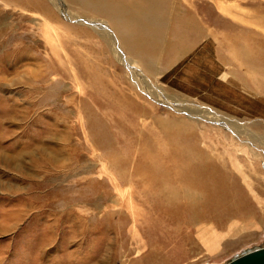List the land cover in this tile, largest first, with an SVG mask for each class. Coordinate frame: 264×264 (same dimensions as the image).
Segmentation results:
<instances>
[{"label":"rangeland","instance_id":"obj_1","mask_svg":"<svg viewBox=\"0 0 264 264\" xmlns=\"http://www.w3.org/2000/svg\"><path fill=\"white\" fill-rule=\"evenodd\" d=\"M45 1L51 17L0 0V264H224L264 245V0L170 1L163 27L195 26V95L137 78L105 14ZM199 165L237 208L182 182Z\"/></svg>","mask_w":264,"mask_h":264},{"label":"bare ground","instance_id":"obj_2","mask_svg":"<svg viewBox=\"0 0 264 264\" xmlns=\"http://www.w3.org/2000/svg\"><path fill=\"white\" fill-rule=\"evenodd\" d=\"M9 3H17V4H22L25 7H29V8H34V9H38L40 11H42V13L47 16V17H51L52 16V10L50 9V7L47 5V1L45 0H6ZM72 2L80 5L82 8H85L87 10H89L92 13H96L97 15H102L105 14L107 16V18L109 20H111V22L117 26L118 30L117 33L123 38H125V40L127 42L130 41H140V42H144L146 40H150L151 37L154 38L156 41L161 42L163 39V34L165 33L166 29L165 27H163V24L167 21L164 20V18L166 17V13H165V9L169 6V3L171 0H141V5L147 6L146 9L142 12H135L134 8L128 9L126 6L124 5V2H119L117 3V5L115 6L114 1L113 0H71ZM138 2H131L130 5L131 6H138L139 5ZM126 4V3H125ZM137 4V5H135ZM112 5H114V9L117 8L116 11L112 10ZM122 5V7H121ZM153 17H157L158 22H154V18ZM1 18V16H0ZM184 17H182L181 19H183ZM1 19H4L3 17ZM191 19V18H190ZM187 20V19H186ZM186 20H182V23L184 26H182L179 30V28H177V36L180 35V33H182V31L185 30H191L193 27L195 26H190V23H186L184 21ZM144 21H152V23H145ZM5 22V20H4ZM193 23V22H192ZM7 25V24H6ZM5 25V26H6ZM191 25H195V23L191 24ZM2 26V25H1ZM115 26V27H116ZM3 30V29H2ZM194 32H198L195 28L193 30ZM195 34V33H194ZM140 35H143V37H139ZM197 35V34H196ZM194 36V35H193ZM15 37V36H14ZM120 37V38H121ZM141 38V40L139 38ZM9 38V37H8ZM187 38V37H185ZM13 39V38H12ZM7 40V39H6ZM34 41V40H33ZM165 41V40H164ZM3 45V44H2ZM138 46V45H137ZM176 46V45H175ZM134 47V46H133ZM163 46L160 45H153V46H141L139 48V51L141 50V52H155L157 53L158 51L162 50ZM130 49H135V48H131ZM178 49L183 50L184 48L182 47V45H178ZM8 50V49H7ZM119 50V46L117 45V49ZM138 50V49H137ZM181 52V51H180ZM145 54V53H144ZM149 54V53H148ZM154 54V53H153ZM135 67V65L133 66ZM132 67V68H133ZM152 67V66H151ZM139 72L137 75V78H140V74H141V70L137 69ZM144 79H146L144 76H142ZM141 83H147L145 80L140 79ZM158 88V87H157ZM156 89V88H155ZM152 91V90H151ZM155 95V93H154ZM170 105V104H169ZM174 106V105H173ZM171 107V106H170ZM132 108V107H131ZM186 110V108H184ZM178 110V109H177ZM193 111V109L191 110ZM191 113V112H190ZM207 113V112H205ZM211 113V112H210ZM194 114V113H193ZM192 114V115H193ZM210 117L216 121H221L222 118L219 117V115L217 114H209ZM207 119V118H206ZM227 119H224V121H226ZM227 122V121H226ZM171 124V123H169ZM173 124H171L172 126ZM226 125V124H225ZM259 136V135H258ZM193 149V145H191V151ZM202 154V152H201ZM202 156V155H201ZM200 156V157H201ZM205 157V156H204ZM56 158V157H54ZM199 158V157H198ZM192 158H189V160H191ZM196 160V159H195ZM201 163V162H200ZM177 165V164H176ZM205 166H207L206 164H204ZM147 166V165H146ZM200 166V165H199ZM210 168L207 167H194L193 168H189V169H181L180 170V175H181V180L182 182L187 186V187H196L197 189H199L198 191H202L203 193H206V196H208L209 198L207 199V201H218V202H223L225 201L227 209H235L237 208V204L238 201L234 198V194H231L229 191V186L226 185L225 183V176L223 175L224 173H220L212 168L211 166H208ZM158 168V167H157ZM162 169V168H161ZM163 170V169H162ZM166 170V169H165ZM176 171V170H175ZM179 171V170H178ZM160 172V171H159ZM165 172V171H164ZM169 172V171H168ZM156 173V172H155ZM151 174V173H149ZM178 174V173H177ZM194 174V175H193ZM173 176V175H172ZM161 177V175H160ZM168 177V176H167ZM155 179V178H154ZM153 180V179H152ZM177 181L179 182L178 178ZM159 182V181H158ZM166 182V179L161 177V183ZM159 184V183H158ZM180 184V183H179ZM181 185V184H180ZM179 185V186H180ZM183 186V185H182ZM165 187V186H164ZM186 187V189H187ZM168 188H171L168 185ZM201 188H203L205 191H203ZM191 189V188H190ZM157 190V189H156ZM159 190L165 191L166 187L164 189L160 188ZM196 190V189H195ZM173 191V190H172ZM170 191L169 193H166V202H168V204H175L174 198L176 196H173V192ZM187 191V190H186ZM189 192V191H188ZM191 192V191H190ZM192 193V192H191ZM227 193V194H226ZM195 195V193H193ZM231 194V195H230ZM186 195V194H185ZM189 195V194H188ZM163 198V197H162ZM207 198V197H206ZM205 201V200H204ZM215 202V203H216ZM205 203V202H204ZM207 203V202H206ZM213 203V202H212ZM242 203V202H241ZM211 204V203H210ZM202 205V204H201ZM208 205V203H207ZM206 205V206H207ZM212 205V204H211ZM210 205V207H211ZM161 206V205H159ZM204 206V205H203ZM223 207V206H222ZM241 207V206H240ZM207 208V207H206ZM213 208V206H212ZM215 208V207H214ZM164 209V208H163ZM166 209V208H165ZM200 210V209H199ZM221 210V209H220ZM167 211V210H166ZM210 211V209H209ZM237 211V210H236ZM163 213V212H162ZM209 213V212H208ZM236 213V212H235ZM234 213V214H235ZM207 214V213H206ZM163 216V215H162ZM171 220V219H170ZM253 229V228H252ZM250 230V229H249ZM127 260H124L123 263H126Z\"/></svg>","mask_w":264,"mask_h":264},{"label":"crops","instance_id":"obj_3","mask_svg":"<svg viewBox=\"0 0 264 264\" xmlns=\"http://www.w3.org/2000/svg\"><path fill=\"white\" fill-rule=\"evenodd\" d=\"M177 28H178L177 25L174 26L170 23L168 24L166 28V33H167L165 37L166 42L164 44L166 45L167 49L164 51H158L157 53L148 52L149 54L146 53V51L145 52L143 51L141 52V50L139 51V48L141 46L163 45L161 42L156 41L152 37L150 40H146L144 42H140V41L127 42L125 38H123L122 46L127 50V53L130 57L131 61H129V63L131 64L133 63L138 67H140L139 69L142 72L154 73L156 75L157 74L160 75L161 80H163L165 77L167 79L165 80V82L171 84L172 87L179 88L178 90L182 91L183 93L188 94L187 90L184 88L191 89L190 88L191 85L189 84V81H192L193 78L192 77L189 78L188 75L190 73V66L191 68H193L195 64V59H193L195 57L194 50L198 51L200 46L193 47L194 41L190 39V41L188 42L187 38H184L186 34L177 36ZM178 38L180 39L182 38V43L179 41ZM179 44L182 45V47L184 48L183 50L178 49ZM130 47L135 49H130ZM191 50L192 52H190ZM187 55L189 57L191 56L189 58L190 59L189 63H185L186 58L183 59ZM236 76L238 78L239 75ZM191 90H192L191 94L195 95L196 91L194 90L193 92V89Z\"/></svg>","mask_w":264,"mask_h":264},{"label":"water","instance_id":"obj_4","mask_svg":"<svg viewBox=\"0 0 264 264\" xmlns=\"http://www.w3.org/2000/svg\"><path fill=\"white\" fill-rule=\"evenodd\" d=\"M224 264H264V245L246 250Z\"/></svg>","mask_w":264,"mask_h":264}]
</instances>
